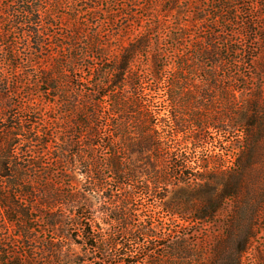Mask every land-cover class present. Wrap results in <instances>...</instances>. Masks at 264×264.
I'll use <instances>...</instances> for the list:
<instances>
[{"label":"trees","instance_id":"obj_1","mask_svg":"<svg viewBox=\"0 0 264 264\" xmlns=\"http://www.w3.org/2000/svg\"><path fill=\"white\" fill-rule=\"evenodd\" d=\"M172 190L191 224L232 201L211 264H240L264 208V0H0V264H84L66 237L206 264L137 209Z\"/></svg>","mask_w":264,"mask_h":264},{"label":"rangeland","instance_id":"obj_2","mask_svg":"<svg viewBox=\"0 0 264 264\" xmlns=\"http://www.w3.org/2000/svg\"><path fill=\"white\" fill-rule=\"evenodd\" d=\"M238 141L239 140H236L234 145H241L243 140L241 139L240 143ZM225 147H227L226 137L223 134L217 133L214 134L213 140H210L207 145V152L211 156V166L220 171L230 169L233 167L234 163V159L226 155ZM73 177L77 182H81L82 177L78 171L73 173ZM215 183L216 181L211 180L210 186H212V188L216 187L217 185ZM175 190L170 191L163 203L158 202L155 206L145 202L143 203V206L137 207V209H141L142 211H145L146 214L152 215V222L158 227V230L163 228L167 233L173 231L175 235L180 237L185 235L189 239V242L196 247H201L202 244L206 242L207 254L204 259L206 264H211V257L213 256L211 255V250L226 229L227 220L234 209L233 203L232 201H226L222 210L217 214L213 222L191 224L190 219H188L189 216L187 215H168L167 213L169 208H174L181 201L183 196L182 193ZM92 205L93 210L97 212L100 222L106 221L105 217L98 213L100 210H103V205L95 199L92 200ZM102 227L106 228L104 224H102ZM66 239H63L64 244L71 243L70 248L76 256H79L80 258L85 257L86 261L84 264H130L141 261V256L138 248L135 246L134 238L130 239V246L124 250V252H127L125 255H123L124 252H122L121 249H118V252H114L112 255L113 260H110V262L107 263H102V256L97 251L91 254L90 250L83 249V246L78 245L76 241H71V238L67 237ZM155 253L162 254L164 251L162 249H157ZM190 257H192V255ZM188 260L189 259L186 258L185 262H189ZM144 264H149V262L146 261ZM240 264H264V208L261 211L258 225L255 228V236L247 246L246 251L242 254Z\"/></svg>","mask_w":264,"mask_h":264}]
</instances>
